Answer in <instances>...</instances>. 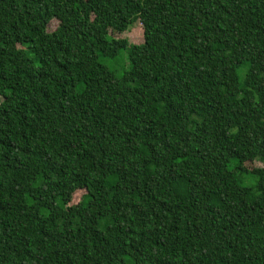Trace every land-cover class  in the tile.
<instances>
[{
    "label": "trees",
    "instance_id": "1",
    "mask_svg": "<svg viewBox=\"0 0 264 264\" xmlns=\"http://www.w3.org/2000/svg\"><path fill=\"white\" fill-rule=\"evenodd\" d=\"M0 264H264V0H0Z\"/></svg>",
    "mask_w": 264,
    "mask_h": 264
},
{
    "label": "rangeland",
    "instance_id": "2",
    "mask_svg": "<svg viewBox=\"0 0 264 264\" xmlns=\"http://www.w3.org/2000/svg\"><path fill=\"white\" fill-rule=\"evenodd\" d=\"M57 26V21L52 20L49 23L48 30H53ZM122 37H125L129 42L139 44L143 42V28L139 22L133 23L128 31L125 33L121 34ZM83 190H77L73 197H72V202H77L80 199V196L82 195Z\"/></svg>",
    "mask_w": 264,
    "mask_h": 264
}]
</instances>
